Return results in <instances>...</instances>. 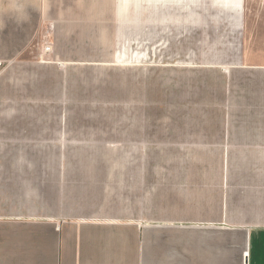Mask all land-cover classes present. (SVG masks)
Returning a JSON list of instances; mask_svg holds the SVG:
<instances>
[{"label": "crops", "instance_id": "0c3cea01", "mask_svg": "<svg viewBox=\"0 0 264 264\" xmlns=\"http://www.w3.org/2000/svg\"><path fill=\"white\" fill-rule=\"evenodd\" d=\"M111 6L0 0V99L26 109L0 113V264H264V47L212 111L149 116L110 144L57 105Z\"/></svg>", "mask_w": 264, "mask_h": 264}, {"label": "rangeland", "instance_id": "374dc122", "mask_svg": "<svg viewBox=\"0 0 264 264\" xmlns=\"http://www.w3.org/2000/svg\"><path fill=\"white\" fill-rule=\"evenodd\" d=\"M116 4L102 11L91 26V42L86 36L69 72L60 73L69 87L60 89L57 105L69 117L61 125L101 127L110 144L126 140L149 116L212 111L226 71L244 50L264 47V0ZM13 111L26 109L0 99V113Z\"/></svg>", "mask_w": 264, "mask_h": 264}, {"label": "built area", "instance_id": "2783aa9c", "mask_svg": "<svg viewBox=\"0 0 264 264\" xmlns=\"http://www.w3.org/2000/svg\"><path fill=\"white\" fill-rule=\"evenodd\" d=\"M50 48H51L50 46H47L46 50L49 51ZM1 64H2V63L0 62V65H1Z\"/></svg>", "mask_w": 264, "mask_h": 264}]
</instances>
